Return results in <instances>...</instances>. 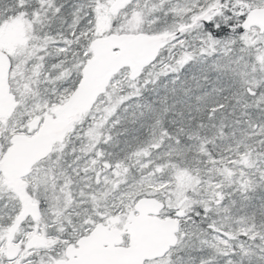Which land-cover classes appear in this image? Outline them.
Returning a JSON list of instances; mask_svg holds the SVG:
<instances>
[{"label": "snow or ice", "instance_id": "1", "mask_svg": "<svg viewBox=\"0 0 264 264\" xmlns=\"http://www.w3.org/2000/svg\"><path fill=\"white\" fill-rule=\"evenodd\" d=\"M0 264H264V0H0Z\"/></svg>", "mask_w": 264, "mask_h": 264}]
</instances>
